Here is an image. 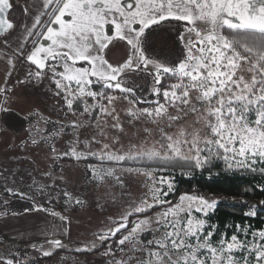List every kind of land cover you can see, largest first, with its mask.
Here are the masks:
<instances>
[{"label": "snow or ice", "instance_id": "6c2138e0", "mask_svg": "<svg viewBox=\"0 0 264 264\" xmlns=\"http://www.w3.org/2000/svg\"><path fill=\"white\" fill-rule=\"evenodd\" d=\"M11 7L9 0H0V34L14 29L3 17ZM24 14L33 22L21 25L23 35L7 58L0 113L10 111L6 105L14 92L7 82L14 57H22L35 71H28L18 83L48 78L55 86L53 94L64 101L69 113L77 115L74 105L82 108L81 119L67 124L56 121L59 127L40 139L50 143V137L70 127L74 140L62 155L76 161L95 158L100 164L87 165L89 178L97 186L111 182L122 190L118 215L108 218L109 224L90 245L76 251L92 252L97 241H112L102 253L104 264H264V229L251 231L249 240L241 238L248 235L249 227L236 225L230 238L221 236L214 242L217 226L209 224L207 217L217 200L183 193L173 203L167 197L175 191V180L164 175L179 168L189 176L215 161H223L229 171L264 175V0H32L24 6ZM172 22L177 26L184 22L173 41L180 45L176 58L150 57L147 53L154 41L172 40L164 27ZM109 24L114 28L111 34L105 31ZM114 41L126 42L127 50L126 59L116 64L105 58ZM29 42L30 51L26 50ZM141 75L144 87L147 77L152 78L149 90L156 99L139 95L136 77ZM164 81L174 82L165 86ZM123 103L127 107L118 110ZM121 111L127 125L135 129L131 134ZM29 117H36L37 125L50 123L39 112H29L25 118ZM141 121L145 126L137 127ZM147 124L156 126L159 139L149 142L154 130ZM33 127L38 133L43 129L33 125L28 130L31 144L37 145ZM173 127L174 133L165 130ZM82 129L92 132L82 141L81 150ZM140 132L144 139L132 142ZM124 138L129 139L127 146ZM51 151L56 153V148ZM125 174L145 178L138 196L123 191ZM259 187L264 191V184ZM5 191L14 194L12 189ZM63 194L73 202L69 192ZM106 194L117 202L115 195ZM74 203L84 202L76 198ZM244 215L255 217L257 206ZM49 244L48 249H40L44 257L62 247L55 239ZM0 264L29 261L0 257Z\"/></svg>", "mask_w": 264, "mask_h": 264}, {"label": "rangeland", "instance_id": "374dc122", "mask_svg": "<svg viewBox=\"0 0 264 264\" xmlns=\"http://www.w3.org/2000/svg\"><path fill=\"white\" fill-rule=\"evenodd\" d=\"M10 3L15 12L9 14L8 19L13 22L14 29L0 37V85H4L5 74L9 68L7 58L13 56V49L20 42L23 33L18 37L17 33L7 44H5V40L16 29L19 28L20 31L21 25L25 24V0H10ZM66 19H70V17H66ZM32 22L31 19L27 24L30 26ZM183 23L180 22L179 26H177V22L166 23L164 27L168 29L167 35L172 37V40L167 43H162L159 40L154 41L147 54L162 61L174 60L180 50V45L178 41L176 43L173 41H176L177 33L183 30ZM134 27L139 26L135 25ZM41 42L45 45L49 43L48 41ZM113 43L114 46L110 45L109 49H106L105 58L110 63L116 64L126 59V42L114 41ZM31 48L32 44L29 42L26 50L30 51ZM13 62L14 69L7 82V86L13 88L14 92V95L10 94V104L6 105L10 107V111L0 113V213H3L0 215V257L27 259L29 263L35 262L36 259L38 260V256H43L40 249H48L49 241L55 239L61 242L62 247L55 249L50 258L38 264H73V261H76L77 264H104L106 257L102 256V253L112 241L104 244L97 241V247L92 252H77L76 249L90 245L96 235L109 224L108 218H115L118 215L123 206L120 196L122 190L118 186H111V182L109 186H97L96 182L89 178V175L86 174L87 165L100 164V161L95 158L90 157L87 161H76L62 155L71 147V141L74 140L70 127L65 128L63 134L50 137V143L40 139L41 136H48L59 127L55 123L56 121L67 124L70 121L81 119L79 111H82V108L79 105H74L77 108V115L73 116L69 113L64 101L53 94L55 86L48 78L39 83L34 79L26 80L23 84L18 83V81L25 80L28 71H35V66L30 65L22 57H14ZM78 66L82 65L78 64ZM145 83L143 75L136 77V84L141 86L138 89L139 95L146 100L156 99L149 90L152 86V78L147 77V87H144ZM169 83L171 82L167 81L166 86ZM89 102L91 101L89 100ZM147 106V104L138 105V107ZM123 107H127L126 103L117 105L118 110ZM29 112H39L50 123L45 124L40 121L37 125L36 117L25 118L29 116ZM120 115L121 119L125 121L128 133L134 132L135 129L127 125V117L123 111ZM83 119H87V117ZM179 123H183V121ZM33 125L43 129L42 133H38L36 127L32 128L39 141L37 145H32L29 139L28 130ZM144 126L143 121L137 123V127ZM146 126L154 130L149 142L152 139H159V133L155 131L156 126L152 124ZM165 130L174 133L176 127ZM91 132L92 129L81 130L79 149L84 148L82 141ZM144 137L145 134L140 132L132 142L139 143ZM122 142L127 146L129 139L124 138ZM52 146L56 148V153H52ZM98 147L99 145H93L94 149ZM53 156L56 158L52 159ZM125 166L140 165L128 164ZM123 179L127 184L123 191H130L132 196H138L144 191L140 187L144 177L125 174ZM6 189H12L14 194H9L5 191ZM65 191L69 192L74 199L78 198L84 203L77 205L74 203V199L73 202H68V197L63 194ZM106 193L115 195L117 202L114 203L111 196ZM184 193L199 195L195 192ZM180 195L171 201L175 203ZM19 199L24 200L26 204L30 203L32 208L19 212L9 211L13 206L12 203L18 202ZM62 216L67 219L62 220ZM10 242H14L15 245ZM117 255H119L118 252Z\"/></svg>", "mask_w": 264, "mask_h": 264}, {"label": "trees", "instance_id": "16d2710c", "mask_svg": "<svg viewBox=\"0 0 264 264\" xmlns=\"http://www.w3.org/2000/svg\"><path fill=\"white\" fill-rule=\"evenodd\" d=\"M13 12H15V9L12 5L8 15ZM18 31L19 28L6 39L7 43L12 40ZM166 82L164 81L165 86ZM185 171L188 170L185 169ZM164 175H171L175 180V191L167 197L169 200L175 199L184 192H195L217 200V206L210 211L207 217L209 224L217 226V230L212 237L214 242L220 240L221 236L230 238L235 233L236 225L249 227L247 236L241 234V238L249 240L252 239L251 231L264 229V205L260 204V201L264 200V191H261L259 187L264 184V175L244 170H226L223 161H215L211 166L204 169L193 170L189 176L182 175L181 170L178 168L170 170ZM12 204L13 206L9 209L11 212L32 208L30 203L26 204L22 199ZM252 205L257 206V215L255 217L245 216L244 213L249 211ZM51 256H38V260L36 259L35 262L29 264H38Z\"/></svg>", "mask_w": 264, "mask_h": 264}, {"label": "crops", "instance_id": "0c3cea01", "mask_svg": "<svg viewBox=\"0 0 264 264\" xmlns=\"http://www.w3.org/2000/svg\"><path fill=\"white\" fill-rule=\"evenodd\" d=\"M124 2L126 3L127 0H124ZM31 3H32V0H25V4H26V5H30ZM30 20H31L30 17H26V16H24V23H27V22L30 21ZM113 30H114V28H113V26H112L111 24L105 26V31L108 32L109 34H111ZM22 33H23V30H22V28H21L20 31L18 32L17 37H18L20 34H22ZM17 37H16V38H17ZM14 39H15V38H14ZM10 243L14 244V242H10ZM14 245H15V244H14Z\"/></svg>", "mask_w": 264, "mask_h": 264}, {"label": "water", "instance_id": "95a60500", "mask_svg": "<svg viewBox=\"0 0 264 264\" xmlns=\"http://www.w3.org/2000/svg\"><path fill=\"white\" fill-rule=\"evenodd\" d=\"M9 2H10V0H9ZM10 4H11V3H10ZM10 9H11V8H10ZM10 9L6 10L5 13H3V17L6 18L9 22H11V21L8 19V13H9ZM11 23H13V22H11ZM6 33H7V32H6ZM6 33H2V34H0V36L4 35V34H6Z\"/></svg>", "mask_w": 264, "mask_h": 264}]
</instances>
